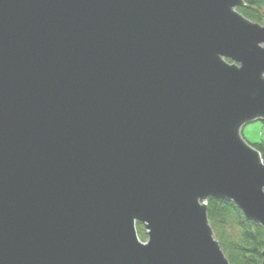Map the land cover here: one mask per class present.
<instances>
[{"label":"water","instance_id":"obj_1","mask_svg":"<svg viewBox=\"0 0 264 264\" xmlns=\"http://www.w3.org/2000/svg\"><path fill=\"white\" fill-rule=\"evenodd\" d=\"M244 5L0 0V264H230L209 197L264 235L241 135L264 120V26Z\"/></svg>","mask_w":264,"mask_h":264},{"label":"trees","instance_id":"obj_2","mask_svg":"<svg viewBox=\"0 0 264 264\" xmlns=\"http://www.w3.org/2000/svg\"><path fill=\"white\" fill-rule=\"evenodd\" d=\"M244 3L237 10L247 19L264 25V0H244ZM249 144L260 152L264 162V143ZM206 215L214 237L230 264L261 263L264 235L259 224L247 220L233 202L214 197L206 200ZM135 226L138 237L144 241L145 230L138 222Z\"/></svg>","mask_w":264,"mask_h":264},{"label":"rangeland","instance_id":"obj_3","mask_svg":"<svg viewBox=\"0 0 264 264\" xmlns=\"http://www.w3.org/2000/svg\"><path fill=\"white\" fill-rule=\"evenodd\" d=\"M241 129H242V135L244 136L243 138L247 142L249 143L263 142L264 143V124L262 122H259V121L250 122V123L245 124Z\"/></svg>","mask_w":264,"mask_h":264}]
</instances>
